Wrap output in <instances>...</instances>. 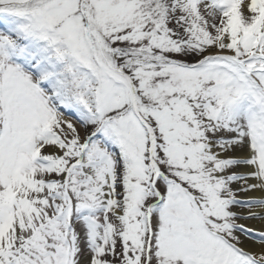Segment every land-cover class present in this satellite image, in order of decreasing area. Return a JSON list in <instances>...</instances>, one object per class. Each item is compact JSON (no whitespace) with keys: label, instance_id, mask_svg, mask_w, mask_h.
<instances>
[{"label":"snow or ice","instance_id":"obj_1","mask_svg":"<svg viewBox=\"0 0 264 264\" xmlns=\"http://www.w3.org/2000/svg\"><path fill=\"white\" fill-rule=\"evenodd\" d=\"M0 264H264V0H0Z\"/></svg>","mask_w":264,"mask_h":264}]
</instances>
